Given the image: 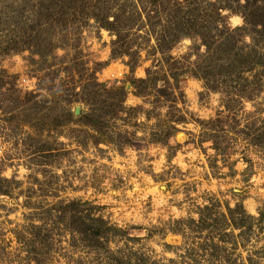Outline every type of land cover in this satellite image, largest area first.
<instances>
[{
	"label": "rangeland",
	"instance_id": "374dc122",
	"mask_svg": "<svg viewBox=\"0 0 264 264\" xmlns=\"http://www.w3.org/2000/svg\"><path fill=\"white\" fill-rule=\"evenodd\" d=\"M249 1L264 18V0H0V264H264V75L196 72L219 62L201 28L259 54ZM126 6L130 29L94 17ZM88 75L105 110L77 96Z\"/></svg>",
	"mask_w": 264,
	"mask_h": 264
},
{
	"label": "trees",
	"instance_id": "16d2710c",
	"mask_svg": "<svg viewBox=\"0 0 264 264\" xmlns=\"http://www.w3.org/2000/svg\"><path fill=\"white\" fill-rule=\"evenodd\" d=\"M85 1L86 0H64V2H66L65 5L67 6L66 10L73 13L74 16L77 15V9L81 10V12H84V10H86L84 8V6L86 4ZM156 1H158V0H156ZM225 2L226 3H225L224 7L230 8L231 3H228V0H225ZM216 3L217 2H215L214 0L213 1L212 0H200L199 3L195 4V6H193V9L196 11L203 10V15H206L207 13L212 12L213 11L212 9L216 7V10L214 13L220 15L221 12L219 10L223 9L224 7L219 6V5L217 6ZM247 5H248V8H244V11L240 10V12L244 16V19L247 23L246 25H247L249 31L251 33H253V31L255 30V33H253V34L256 35L257 38H258L259 34L261 35V36H259L261 38V40H259V39L253 40L254 48H256L257 51H260L258 55L252 56V55H247L244 52L237 51V49H238L237 47H230L232 45V42L235 40H230L232 42H228L229 39L226 36L225 39H223V37H222L218 41L217 38H213L210 35V33H209L210 27L203 29V28H201V25L198 22H195L201 28V29H199V31L201 32V34L205 38V39L203 38L204 39L203 41L206 42V46H208V50H209L211 57H212V51H213L217 57L215 59L219 60V62L216 63L213 60L209 61L206 59L204 64H202V65L200 64L199 66H197L198 71H196V72L198 74H199V72H203L202 73L203 78L205 77V78L215 79L218 76L228 75V73H231L234 65L232 62L229 61V59H231L230 56H234L235 59L237 58L241 64H243V63L250 64L251 68H253L254 70H257L255 74L258 78L261 79L260 76L264 75V18H263L262 12H260V9L262 7L259 6L258 4H255L254 2H250V1L247 3ZM254 5H256L257 7H255ZM114 7H115V5L112 4V8H114ZM248 9H249V11H247ZM50 12H51V14H50L49 19H51V20H55L56 17L60 13V11L57 12L56 9H51ZM111 13H112V11L108 12L103 7H101L99 9L98 13H94L95 19L97 21H99L103 25V27H106L111 32H113V31L120 32L117 29L118 28V22L122 23V27H127L129 29L131 28L130 26H135L138 23L134 18H132L130 16V13H131L130 7L126 6V8H122L121 11H116L115 15H113V14L111 15ZM157 13H158V11H157ZM247 13H248V15H247ZM213 15H215V14H213ZM213 22H214L215 27L218 30L224 31V29L223 30L219 29V22L216 19H214ZM192 23H194V21H191V24ZM167 25L169 26L168 32H169V36L171 37V39H168L165 42H162L161 45H163L165 47L169 46L171 43L173 44V41L174 42L179 41L182 37V34H183V29L177 28V25L174 23V21H168ZM251 27H252L253 31L251 30ZM238 30H240V28L239 29L237 28L236 31H238ZM242 30H244V28H242ZM233 31L234 30H231V32H233ZM163 39H166V36H162V40ZM217 42H219V45L216 48ZM181 71L185 72L186 69L181 70ZM180 75H182V74H180ZM87 77H88L87 78V84L83 87L84 90L82 92H79L77 96H80V94L83 93V95L80 99H82V98L85 100L87 99V100H89V102L87 100H86V102L90 107L95 106V107H98L99 109L103 110L105 107V104H104V100L100 99L101 94H99V93L101 91H104V86L102 84L98 83V85L96 86V87H98L97 89L95 87L91 88L93 85L92 78H91L92 76L88 75ZM150 78L151 77L149 75L147 79H150ZM67 79H70V78H67ZM141 81L143 83H146L147 80L141 79ZM261 81H262V79H261ZM236 82L237 83L240 82V80H238L237 77H236ZM67 83H71V85H67L65 88H62L64 91V92L63 91L62 92L65 94L69 93V91L71 93L72 90H75V86H74V83L72 80H70ZM237 88H238V90L236 89L237 92H240L241 94H243V96H244V94L246 96H248L249 91L247 92V89H246V91L241 90L240 83H239ZM122 102L123 101H121L120 104L115 103L113 101L110 102V107L108 106L110 111H112V112L121 111L122 106H123ZM86 116H87V114H86ZM102 120L104 121V119H102L101 117L95 118V121L102 122Z\"/></svg>",
	"mask_w": 264,
	"mask_h": 264
}]
</instances>
